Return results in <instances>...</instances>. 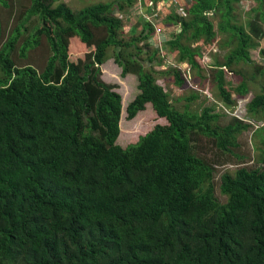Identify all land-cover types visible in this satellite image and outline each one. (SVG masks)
<instances>
[{
	"label": "trees",
	"instance_id": "obj_1",
	"mask_svg": "<svg viewBox=\"0 0 264 264\" xmlns=\"http://www.w3.org/2000/svg\"><path fill=\"white\" fill-rule=\"evenodd\" d=\"M135 1L75 11L54 0H28L0 43V264H264V127L254 131L260 165L227 171L218 155L242 164L236 137L255 124L232 118L220 126L215 106L178 110L157 84V76H171L177 87L187 86L177 67L201 73L205 46L225 35L216 46L229 49L209 78L222 105L232 108L223 75L250 63L248 51L264 36V2L256 0L239 23L236 0H187L183 15L164 18L177 29L149 52L151 23L160 13L151 21L138 15L142 28L128 36L115 15ZM0 6L8 8L5 0ZM32 17L37 23L28 30ZM40 37L48 49L44 65H18ZM110 49L121 77L133 75L138 83L126 119L149 104L166 121L125 149L116 144L121 96L101 79ZM163 50L176 66L165 62ZM166 63L165 70L153 69ZM239 79L232 90L237 99L248 91L240 72ZM260 108L264 87L246 112ZM200 137L216 158L199 152Z\"/></svg>",
	"mask_w": 264,
	"mask_h": 264
},
{
	"label": "rangeland",
	"instance_id": "obj_2",
	"mask_svg": "<svg viewBox=\"0 0 264 264\" xmlns=\"http://www.w3.org/2000/svg\"><path fill=\"white\" fill-rule=\"evenodd\" d=\"M8 4V8L0 6V19L2 21V30L3 35L1 37L0 43L5 40V37L9 30H12L15 23L18 21V15L23 11L24 8L28 7V0H5ZM112 0H54V6L57 4L64 3L71 7L73 10L78 11L88 6L90 4H95L98 2H110ZM164 6L160 2L158 5L153 6L160 13V17L152 22V26L155 27L158 31H155V34L148 39L149 49L151 52L153 48L162 47V42L165 34L166 38H170L171 34L177 29L176 27H170L168 24H165L163 16V8L167 10V15L171 12H179L180 15L184 14L182 6L186 5L187 0H162ZM264 2V0H263ZM155 4V3H154ZM24 8H22V7ZM257 7L256 0H236L234 4L235 8V18L239 23H244L248 16L246 12L249 8ZM140 5L138 2L137 7L132 9L128 8L127 11H133L136 15L121 13L115 8V15L122 20L123 23V33L128 36L130 34L138 33L140 27L136 31H131V25L129 24L130 20L126 15L128 14L129 18L138 19V10ZM139 21V20H137ZM37 23L35 18L32 17L30 23L27 26L29 30L30 27ZM263 31H264V23ZM247 31V30H245ZM27 33V31H25ZM25 33L23 34L25 36ZM22 37V36H21ZM21 37L15 43V49L20 43ZM225 38V35H217L215 41L211 46H205L207 52L204 53L199 60V65L202 68L201 73H197L194 70H190L185 67V65L178 66V69L183 71V78L186 81L187 86L177 87L173 84V77L171 76H157V84L163 88V91L168 93L169 100L171 104L178 110H184L188 108L192 112H201L202 109L206 107L215 106L214 112L219 114L218 124L224 126L233 118L242 123H249V125L255 124L251 128L242 131L236 137V146L237 152H234L236 155L240 156L243 162L240 165L232 164L231 161L234 159L229 158L227 154H219L218 160L220 165H223L224 169L227 171H232L239 166L252 167L254 164L260 165L259 151L260 147L259 136L254 134V131L259 127H264V108H260L254 114H248L246 112V104L249 100L257 94H261L262 87H264V71L260 73V70H264V57L260 54V50H264V36L258 40L257 47L248 51L250 57V63L247 65H238L233 67V72H227L223 75L224 89L233 97L234 106L232 108H225L219 98L217 97L215 86L212 80L209 78V71L212 69L211 66L214 65L215 60L221 61L222 56L227 53L228 47L217 49L216 42H219L220 39ZM221 41V40H220ZM161 52V51H160ZM27 61L17 60L18 65H22L26 62L34 65L38 68L44 65L45 59L48 56V49L43 37H40L39 46L26 52ZM164 57L165 62L169 65L176 66L175 56L167 54L165 50L160 53ZM109 59L101 66L102 76L101 79L108 83L115 85L117 87L116 92H118L122 99V110H121V119L119 122L120 134L117 139V145L122 149L127 148L130 145L137 143V140L140 136L145 135L152 129L154 125L157 124H166L164 119H160L153 113L149 104L146 105L145 110L139 112L134 119H126V107L127 105L135 98L139 93L137 89V80L133 75H127L121 77V69L115 64L112 58L111 49L108 51ZM166 63V64H167ZM160 67H154L155 71L165 70L168 67V64ZM185 67V68H184ZM258 67V68H257ZM187 68V69H186ZM257 68V71H256ZM185 69V71H184ZM104 70V72H103ZM236 70V71H235ZM236 73H235V72ZM106 72V73H105ZM239 72L247 84V94L241 98L237 99L234 96V91H232L239 84ZM195 97V98H194ZM252 117V118H251ZM251 124V125H252ZM258 124V125H257ZM199 152L204 154L206 158L212 156L217 157V151L211 147L208 140L204 137H200L198 140ZM214 159V158H213ZM212 160V159H211ZM216 160V159H214ZM230 160V162H229ZM254 163V164H252ZM218 171V169H216ZM216 196L218 199L223 202L224 198L219 196L216 191Z\"/></svg>",
	"mask_w": 264,
	"mask_h": 264
},
{
	"label": "crops",
	"instance_id": "obj_3",
	"mask_svg": "<svg viewBox=\"0 0 264 264\" xmlns=\"http://www.w3.org/2000/svg\"><path fill=\"white\" fill-rule=\"evenodd\" d=\"M160 2L162 3V6H164V3L165 2L163 3L162 0H159L157 3L154 4V6L155 5H158ZM137 5H138V0L135 1L134 6L137 7ZM139 5H140V10H141V12H142L143 15L145 13H148L151 9H155V8H153V3H152L151 0H139ZM145 5H147L150 9L148 7H146ZM132 8H130V9H132ZM163 10L164 11L162 13L163 14L162 15L163 16L162 18H165L167 16V10L165 9V7L163 8ZM130 13L133 14V15H136L133 11H129L128 14H130ZM128 14L126 15V19L128 18L130 20V22H129V24L131 25L130 28H133V29H131V31H136V29H138V27H140V30H141L142 27L139 24V22L137 21V19H132L131 20V18H129ZM163 35H164V37H162L163 38V41L169 39V38H166V35L165 34H163Z\"/></svg>",
	"mask_w": 264,
	"mask_h": 264
},
{
	"label": "built area",
	"instance_id": "obj_4",
	"mask_svg": "<svg viewBox=\"0 0 264 264\" xmlns=\"http://www.w3.org/2000/svg\"><path fill=\"white\" fill-rule=\"evenodd\" d=\"M157 13H159L157 11V9H151L148 13H145L144 15L142 14L141 10L139 9L137 14L141 17H143L144 19L151 21L153 18H157ZM183 15V14H182ZM160 17V16H159ZM152 24V23H151ZM153 27V26H152ZM154 28V33L155 31H158L157 29Z\"/></svg>",
	"mask_w": 264,
	"mask_h": 264
},
{
	"label": "clouds",
	"instance_id": "obj_5",
	"mask_svg": "<svg viewBox=\"0 0 264 264\" xmlns=\"http://www.w3.org/2000/svg\"><path fill=\"white\" fill-rule=\"evenodd\" d=\"M138 2H139V0H138Z\"/></svg>",
	"mask_w": 264,
	"mask_h": 264
}]
</instances>
